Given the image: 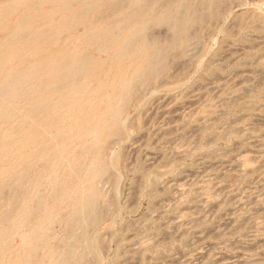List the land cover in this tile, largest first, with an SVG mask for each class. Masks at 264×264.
<instances>
[{
  "label": "rangeland",
  "instance_id": "1",
  "mask_svg": "<svg viewBox=\"0 0 264 264\" xmlns=\"http://www.w3.org/2000/svg\"><path fill=\"white\" fill-rule=\"evenodd\" d=\"M35 1L0 0V42L22 14L29 13L31 23L46 22ZM41 1L43 11L62 10L55 0ZM178 1L154 0L150 13L176 12ZM192 2L190 11L197 18L185 46L168 52L160 73L132 82L120 130L103 144L111 166L95 180L98 214L89 226L77 228L76 241L85 246L60 264H264V0H218L211 14L205 2ZM83 30L79 25L57 37L13 41L3 56L5 69L41 64L43 76L37 82L42 81L44 68L57 54L92 50L90 39L80 43L75 38ZM146 34L160 43L172 37L160 24L150 25ZM93 55L97 65L81 81L91 86L104 82L103 91L110 93L115 74L128 72L132 59L119 64L111 51ZM106 100L100 93L93 105L103 109ZM88 122L85 133L96 124L92 118ZM92 141L91 134L83 140L66 136L60 147L67 145L71 158L85 151L86 164L95 152ZM18 147L30 148L24 140ZM16 159L24 167L18 155L10 161ZM43 165L40 159L33 162L37 170ZM90 179L83 173L78 181ZM38 185L48 211L41 208L39 214H46L39 221L17 222L3 262L49 264L68 240L67 198L58 201L45 178ZM41 233L45 240L33 249Z\"/></svg>",
  "mask_w": 264,
  "mask_h": 264
},
{
  "label": "bare ground",
  "instance_id": "2",
  "mask_svg": "<svg viewBox=\"0 0 264 264\" xmlns=\"http://www.w3.org/2000/svg\"><path fill=\"white\" fill-rule=\"evenodd\" d=\"M201 1L207 4L208 14L214 12L213 5L218 0ZM55 2L56 6L61 7V11H43L42 1L36 0L34 5L42 11H38V16L46 22L37 25L30 22L29 13L22 14L18 24L9 32L7 40L0 42V163L6 162L4 166L0 165V264H22L18 260L3 262L2 258L8 238L14 234L13 227L21 219L39 221L46 214H39L41 208L48 211L38 194L41 178L47 179L58 201L63 197L67 198L71 213L72 226L68 240L64 241L57 259H53V254L50 256L49 264L69 261L75 257L77 248L85 246V242L76 241L79 237L77 228L95 221V215L98 214L95 180L106 176L111 161L104 154L103 144L120 130L122 105L129 99V88L133 81L143 83L154 77L163 67L168 52L174 47L185 46L188 30L197 18L195 11H190L192 0H179L176 12L169 13L167 10L161 14L150 13L154 0ZM152 24L167 27L172 35L170 40L160 43L147 36L146 30ZM79 25L84 30L75 38L80 43L90 39L92 50L66 49L60 55L57 54L44 68L45 78L42 81L37 82L39 76H43L40 73L41 64L16 65L10 70L5 69L3 56L11 42L19 41L23 44L42 35L57 37ZM114 30L117 33L114 34ZM101 51H111L112 58L119 64L124 58L132 59L128 72L121 69L115 74L110 93L103 91L104 82L91 86L89 81H81L97 65L98 59L93 52ZM7 60L10 63L12 59ZM20 62L23 63L22 60ZM100 93L107 98L103 109L93 105L96 95ZM78 105H82V108L79 109ZM91 118L96 124L92 126L90 133H85L84 130L91 128L88 122ZM66 124L69 128L63 130ZM87 134L93 137L91 146L95 152L85 164V151L71 158V154L67 153V145L60 147V141L66 136L83 140ZM21 140H24L26 147L30 146L27 152L18 147ZM115 140L116 137L113 141ZM13 155L21 157L25 162L24 167L19 159L10 161ZM35 159L44 161L42 169L33 168ZM83 173L91 179L86 182L78 181ZM64 177L73 180L64 182ZM88 229L90 232V227ZM45 236V233L36 236L33 249L43 244ZM20 254L17 256H21Z\"/></svg>",
  "mask_w": 264,
  "mask_h": 264
}]
</instances>
